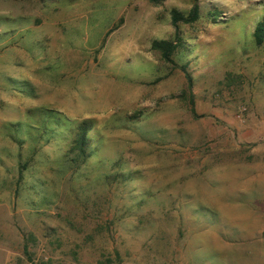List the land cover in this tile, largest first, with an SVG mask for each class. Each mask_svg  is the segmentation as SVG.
Returning <instances> with one entry per match:
<instances>
[{
  "label": "rangeland",
  "instance_id": "obj_1",
  "mask_svg": "<svg viewBox=\"0 0 264 264\" xmlns=\"http://www.w3.org/2000/svg\"><path fill=\"white\" fill-rule=\"evenodd\" d=\"M260 21L264 0H0V264H264Z\"/></svg>",
  "mask_w": 264,
  "mask_h": 264
},
{
  "label": "trees",
  "instance_id": "obj_2",
  "mask_svg": "<svg viewBox=\"0 0 264 264\" xmlns=\"http://www.w3.org/2000/svg\"><path fill=\"white\" fill-rule=\"evenodd\" d=\"M154 2H157L158 0H152ZM197 15V8L196 5L193 4L192 7L190 8L188 14L186 16H183L181 14H178L177 12H171V23L175 26L177 20H182V21H191L193 20ZM253 37L254 40L257 44H260L263 40L264 37V21H260L257 23L253 30ZM154 48L161 49L162 56L165 60H169L168 58V53L173 49V46L171 45L170 42L164 41V40H155L151 44ZM77 137L75 138L74 142L76 146L78 147L79 154L84 157L86 156L87 152H84V144H85V136H84V131H85V122H81L78 124L77 128Z\"/></svg>",
  "mask_w": 264,
  "mask_h": 264
}]
</instances>
